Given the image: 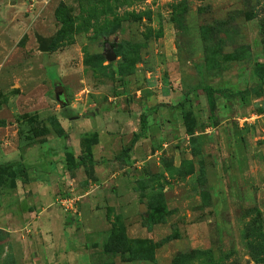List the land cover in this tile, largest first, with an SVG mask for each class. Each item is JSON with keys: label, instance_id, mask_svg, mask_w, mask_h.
<instances>
[{"label": "rangeland", "instance_id": "rangeland-1", "mask_svg": "<svg viewBox=\"0 0 264 264\" xmlns=\"http://www.w3.org/2000/svg\"><path fill=\"white\" fill-rule=\"evenodd\" d=\"M263 61L264 0H0V264H264Z\"/></svg>", "mask_w": 264, "mask_h": 264}, {"label": "trees", "instance_id": "trees-1", "mask_svg": "<svg viewBox=\"0 0 264 264\" xmlns=\"http://www.w3.org/2000/svg\"><path fill=\"white\" fill-rule=\"evenodd\" d=\"M254 74L259 79V84H262L264 82V61L263 62H257L254 67ZM207 95L208 103L212 111L215 110L216 107V96L219 94L225 98L228 97H235L240 95L242 98H244L245 92L243 91H237V92H231L226 91L223 89L215 88L211 85H207L203 88ZM185 117V124L189 131H192L195 127L194 121L190 118V112L186 111L184 114ZM141 137V133H135L132 145L135 144ZM98 142V135L96 132L90 134L89 136L85 137L83 139V145H86L89 148V151L81 156L82 162L87 161H93L92 159V152L90 151V147ZM132 147V146H131ZM131 147L127 148V150H131ZM0 175L2 177H10V179H15L16 177H21L24 181H28V171L27 168L18 162H6L0 164ZM192 253V252H191ZM190 253H186L183 255H179L177 258H175V264H180L181 258H186ZM206 264H208L206 262Z\"/></svg>", "mask_w": 264, "mask_h": 264}, {"label": "water", "instance_id": "water-1", "mask_svg": "<svg viewBox=\"0 0 264 264\" xmlns=\"http://www.w3.org/2000/svg\"><path fill=\"white\" fill-rule=\"evenodd\" d=\"M40 43V49L44 52H48L50 50L49 40L47 38H43L39 36L38 38ZM56 89V99L62 103V105L66 104V93L61 84H55Z\"/></svg>", "mask_w": 264, "mask_h": 264}]
</instances>
